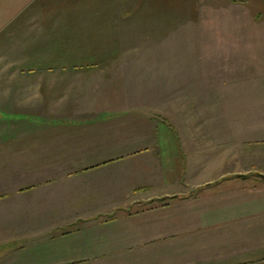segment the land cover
Wrapping results in <instances>:
<instances>
[{"label": "crops", "instance_id": "crops-1", "mask_svg": "<svg viewBox=\"0 0 264 264\" xmlns=\"http://www.w3.org/2000/svg\"><path fill=\"white\" fill-rule=\"evenodd\" d=\"M138 2L0 0V264H264V33L216 37L241 48L194 84L188 132L56 87L113 75Z\"/></svg>", "mask_w": 264, "mask_h": 264}, {"label": "rangeland", "instance_id": "rangeland-1", "mask_svg": "<svg viewBox=\"0 0 264 264\" xmlns=\"http://www.w3.org/2000/svg\"><path fill=\"white\" fill-rule=\"evenodd\" d=\"M146 1L140 0L138 11L128 13L132 20L121 21L116 29L122 59L113 64L112 76L79 73L53 79L56 87H103L97 97L105 106L123 108L129 101L145 102L188 132L191 108L198 105L193 97L202 96V87L197 89L194 84L205 82L209 63L222 64L217 57L241 48L238 43H219L216 37L264 33V6L258 0H244L241 9L230 6L229 0ZM147 4H171L179 9L169 6L167 11H157L151 6L149 11ZM84 62L86 70L100 66L96 61ZM55 71L57 74L58 69Z\"/></svg>", "mask_w": 264, "mask_h": 264}, {"label": "trees", "instance_id": "trees-1", "mask_svg": "<svg viewBox=\"0 0 264 264\" xmlns=\"http://www.w3.org/2000/svg\"><path fill=\"white\" fill-rule=\"evenodd\" d=\"M175 196H171V197H166V198H164L163 200H165V199H172V198H174Z\"/></svg>", "mask_w": 264, "mask_h": 264}]
</instances>
